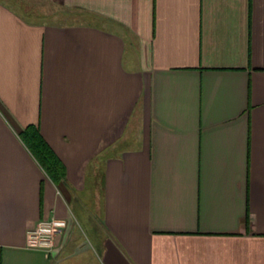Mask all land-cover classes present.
<instances>
[{
    "label": "crops",
    "instance_id": "0c3cea01",
    "mask_svg": "<svg viewBox=\"0 0 264 264\" xmlns=\"http://www.w3.org/2000/svg\"><path fill=\"white\" fill-rule=\"evenodd\" d=\"M0 264H264V0H0Z\"/></svg>",
    "mask_w": 264,
    "mask_h": 264
},
{
    "label": "trees",
    "instance_id": "16d2710c",
    "mask_svg": "<svg viewBox=\"0 0 264 264\" xmlns=\"http://www.w3.org/2000/svg\"><path fill=\"white\" fill-rule=\"evenodd\" d=\"M22 135L48 175L55 181L64 178V164L40 134L39 130L34 126H29ZM246 222L249 224L248 219H246Z\"/></svg>",
    "mask_w": 264,
    "mask_h": 264
},
{
    "label": "built area",
    "instance_id": "2783aa9c",
    "mask_svg": "<svg viewBox=\"0 0 264 264\" xmlns=\"http://www.w3.org/2000/svg\"><path fill=\"white\" fill-rule=\"evenodd\" d=\"M68 221L61 218H51L40 223L28 231V242L31 247L45 250L53 249L55 236L68 228Z\"/></svg>",
    "mask_w": 264,
    "mask_h": 264
},
{
    "label": "rangeland",
    "instance_id": "374dc122",
    "mask_svg": "<svg viewBox=\"0 0 264 264\" xmlns=\"http://www.w3.org/2000/svg\"><path fill=\"white\" fill-rule=\"evenodd\" d=\"M86 230H87V228L86 227H84Z\"/></svg>",
    "mask_w": 264,
    "mask_h": 264
}]
</instances>
